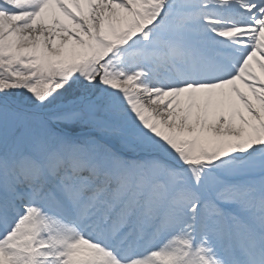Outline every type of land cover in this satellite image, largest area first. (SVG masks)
<instances>
[{
	"label": "snow or ice",
	"instance_id": "6c2138e0",
	"mask_svg": "<svg viewBox=\"0 0 264 264\" xmlns=\"http://www.w3.org/2000/svg\"><path fill=\"white\" fill-rule=\"evenodd\" d=\"M0 264H264V0H0Z\"/></svg>",
	"mask_w": 264,
	"mask_h": 264
}]
</instances>
